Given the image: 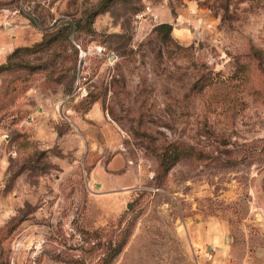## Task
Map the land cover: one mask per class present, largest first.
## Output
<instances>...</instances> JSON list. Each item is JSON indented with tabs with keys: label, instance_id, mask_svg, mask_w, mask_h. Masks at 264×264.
<instances>
[{
	"label": "rangeland",
	"instance_id": "374dc122",
	"mask_svg": "<svg viewBox=\"0 0 264 264\" xmlns=\"http://www.w3.org/2000/svg\"><path fill=\"white\" fill-rule=\"evenodd\" d=\"M2 64L0 264H264V0H0Z\"/></svg>",
	"mask_w": 264,
	"mask_h": 264
},
{
	"label": "trees",
	"instance_id": "16d2710c",
	"mask_svg": "<svg viewBox=\"0 0 264 264\" xmlns=\"http://www.w3.org/2000/svg\"><path fill=\"white\" fill-rule=\"evenodd\" d=\"M158 29H166L167 31H171L172 27L170 24L168 23H162L160 25L157 26ZM18 50H16L15 52H17ZM14 52V53H15ZM6 69V65L2 64L0 65V72L4 71ZM174 157L172 159V162L176 161L179 157V152H175L174 154ZM120 248H121V245H117L115 248H114V252L113 253H118L120 251Z\"/></svg>",
	"mask_w": 264,
	"mask_h": 264
},
{
	"label": "built area",
	"instance_id": "2783aa9c",
	"mask_svg": "<svg viewBox=\"0 0 264 264\" xmlns=\"http://www.w3.org/2000/svg\"><path fill=\"white\" fill-rule=\"evenodd\" d=\"M212 250H214V248Z\"/></svg>",
	"mask_w": 264,
	"mask_h": 264
},
{
	"label": "water",
	"instance_id": "95a60500",
	"mask_svg": "<svg viewBox=\"0 0 264 264\" xmlns=\"http://www.w3.org/2000/svg\"><path fill=\"white\" fill-rule=\"evenodd\" d=\"M128 207H130V206L128 205Z\"/></svg>",
	"mask_w": 264,
	"mask_h": 264
}]
</instances>
